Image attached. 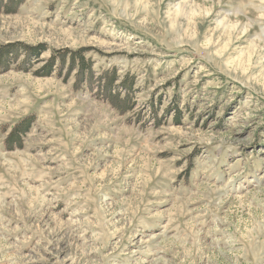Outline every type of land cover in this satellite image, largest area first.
<instances>
[{
    "label": "rangeland",
    "instance_id": "1",
    "mask_svg": "<svg viewBox=\"0 0 264 264\" xmlns=\"http://www.w3.org/2000/svg\"><path fill=\"white\" fill-rule=\"evenodd\" d=\"M0 49V264H264V0H0Z\"/></svg>",
    "mask_w": 264,
    "mask_h": 264
},
{
    "label": "trees",
    "instance_id": "2",
    "mask_svg": "<svg viewBox=\"0 0 264 264\" xmlns=\"http://www.w3.org/2000/svg\"><path fill=\"white\" fill-rule=\"evenodd\" d=\"M39 52H36V55L38 56ZM3 54V50L0 49V56L2 57ZM3 60V57H2ZM48 64H46V74L50 73L49 69L52 67V62L48 60L47 62ZM118 96V95H117ZM126 100H122L120 101V104H123ZM127 110L126 108H123V110L121 109L120 112ZM123 113V112H122ZM31 121V117H27L25 119H23V121H21L20 123L16 124L15 126L12 127L11 132L8 134V136L6 137V147L8 149H11L12 145H21V137L22 135H24L27 130H28V125Z\"/></svg>",
    "mask_w": 264,
    "mask_h": 264
}]
</instances>
